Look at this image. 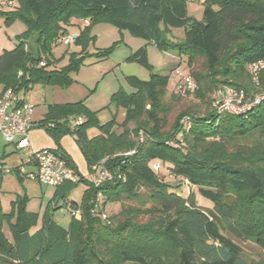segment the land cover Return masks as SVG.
<instances>
[{
	"label": "trees",
	"instance_id": "16d2710c",
	"mask_svg": "<svg viewBox=\"0 0 264 264\" xmlns=\"http://www.w3.org/2000/svg\"><path fill=\"white\" fill-rule=\"evenodd\" d=\"M17 1L15 9L0 11L8 23L21 20L27 26L17 35L16 47L0 53L1 95L10 88L20 95L37 84L71 85V71L86 58L91 27L106 21L163 50L172 47L188 67L202 58L203 72L192 75L197 87L187 91L205 109L189 106L171 123V74L156 72L149 80L129 77L134 90L120 88L112 94V102L125 111L122 122L114 117L102 124L85 100L49 104L37 126L46 129L56 143L54 150L80 176L57 187L53 199L81 209V219L73 216L65 228L54 221L49 206L38 225L39 213L26 208L27 195H18L9 212L0 198V264H264L247 259L233 239L264 249V99L232 113L213 108L209 98L223 84L253 100L264 89V71L260 88L249 74L252 64L264 61V0H203L201 20L188 16L187 0ZM74 18L89 20L75 40L83 51L81 57L73 54L70 65L58 68L53 47L71 34L68 26ZM181 26H187L185 39L170 42L169 32ZM42 60L45 65H39ZM129 60L152 69L146 47ZM179 97L173 92L170 99ZM70 117L83 121L77 124ZM95 127L100 132L90 136ZM67 134L75 137L89 173L97 165L112 178L96 186L83 176L62 149ZM156 165L196 187V194L213 206H199L194 192L184 196L161 178ZM14 172L24 179L19 168ZM3 178L0 170V192ZM82 182L88 186L82 203L68 200ZM101 202H120L122 207L107 221L102 218L105 211L96 208ZM141 216L148 220L141 222ZM5 224L12 240L4 233Z\"/></svg>",
	"mask_w": 264,
	"mask_h": 264
},
{
	"label": "rangeland",
	"instance_id": "374dc122",
	"mask_svg": "<svg viewBox=\"0 0 264 264\" xmlns=\"http://www.w3.org/2000/svg\"><path fill=\"white\" fill-rule=\"evenodd\" d=\"M6 3L11 0H0ZM203 0H187L188 16L191 19L201 20L204 11ZM19 2L16 0V7ZM15 7V8H16ZM10 5L7 7H1L0 11H11ZM7 15H0V52L4 49H14L18 43L17 35L20 33L19 27L15 25V22L21 26L26 27V24L21 20H13L7 22ZM85 20L80 18L73 19V25L68 26L70 33L79 35L81 29L85 28ZM187 26L174 27L168 34L170 42H180L186 37ZM21 34V33H20ZM140 47H146L148 57L152 69H149L137 61L129 60V56L139 49ZM83 51V46L79 45L75 41L69 43L62 40L58 45H54L53 53L56 58V64L58 68L68 66L72 63V58L81 57L79 54ZM102 51H111L106 56H100L98 53ZM76 53V54H74ZM74 54V55H73ZM86 58L80 65L78 70L71 71V77L73 83L67 87L58 85H43L37 84L34 86V92L32 96L37 101L38 112L44 110L51 103H65L76 102L85 100V103L93 111H97L98 118L102 124L110 121L116 117L118 122H122L125 118L124 109L118 107L112 102V94L120 88L128 92L134 90V86L129 80V77H137L141 80H149L152 72L156 73H171L172 83L168 87L167 99L171 100L172 111L170 112L168 119L172 123L178 113L189 106H201L205 109V104H202V100L195 95L194 92L187 90H181L178 88L179 79L175 74L177 68H181L187 74L194 76V72L204 70V60L198 58L193 66L188 67L185 59H181L178 52L170 47L167 50L159 48L155 43L150 42L142 37L133 35L128 30H121L110 22L100 21L95 23L91 27V38L86 47ZM75 59V58H74ZM53 65V66H54ZM264 68L261 69L257 76L249 72L251 80L255 87L260 88V78ZM173 79H175L173 81ZM226 87L232 88L227 84H223L222 87L210 92V104L213 108L222 111H240L242 106L246 104L248 98H250L244 91L245 98L242 95L233 93L230 90H225ZM46 89V90H45ZM222 90V93L220 92ZM237 90V89H235ZM241 92L240 90H238ZM178 93L180 96L178 99H170L171 93ZM47 98V102L41 101L42 97ZM254 98L264 99V89L260 88L258 92L254 94ZM247 108V107H246ZM41 109V110H40ZM42 115V114H41ZM40 116V115H39ZM83 117V116H82ZM85 119V117H84ZM100 131L97 127L90 129V136L98 134ZM176 145V144H175ZM178 145V144H177ZM176 145V146H177ZM186 147V146H180ZM22 154V152L20 151ZM257 157L258 155H254ZM253 157V158H255ZM264 168V163L261 165ZM161 178L174 185L175 189L181 191L184 196H187L189 192L197 193V188L187 183L183 178H176L169 169H159ZM31 170L30 168H28ZM84 176V175H83ZM180 184V185H179ZM86 184L80 183L75 189H73L72 197L77 199L78 203H82L83 194L85 192ZM18 195H27V210L38 212L40 215L38 225L42 224V216L45 211L51 205V197L54 195L53 187L47 186L38 180H33L24 174V179L19 180L15 173L9 174L4 172V178L2 182V188L0 192V198L4 211L9 212L11 210V201ZM71 195V193H70ZM197 203L203 208L213 206V202L201 195L196 194ZM52 200V203H55ZM63 199L58 200V206H53L58 209L50 210L53 214V219L65 228H69L73 220V215L68 207L63 206ZM120 202L107 203L105 206L103 203L97 205L98 210H104L108 215V218L118 213L121 210ZM81 219V216L75 217ZM141 222H145L148 219L146 217H139ZM109 221V220H107ZM4 233L12 240V233L5 224ZM233 237V236H232ZM233 239L242 247L244 255L249 260H264V249L256 245L252 241H241L233 237ZM9 264V263H5ZM133 264V263H128Z\"/></svg>",
	"mask_w": 264,
	"mask_h": 264
},
{
	"label": "built area",
	"instance_id": "2783aa9c",
	"mask_svg": "<svg viewBox=\"0 0 264 264\" xmlns=\"http://www.w3.org/2000/svg\"><path fill=\"white\" fill-rule=\"evenodd\" d=\"M3 2L1 5H5ZM88 24L89 20H85ZM78 36L74 34L68 35L64 38L65 41L73 43ZM45 60H42L39 65H45ZM264 68V61L254 63L250 67V71L253 75L257 76L259 71ZM21 74V72H20ZM175 74L179 79L178 88L182 90H194L197 87V82L191 74H187L177 68ZM225 90H230L238 95L245 96L244 91L235 90L233 88L226 87ZM222 93V90H220ZM223 96V93L221 94ZM245 98V97H244ZM262 99L255 98L254 100L248 98L245 105L242 106L240 111H230L232 113H240L247 111L253 107L257 102ZM35 105L32 102L24 100L13 89L6 90L0 96V132L4 136L8 144L14 145L17 150L21 151L24 158L28 163H33L36 169L30 172H26L24 168L22 171L24 174L33 180H38L41 183L57 188L65 182L79 181L80 176L71 168L66 160L58 154L54 149H34L31 144V131L37 126V122L33 120V111ZM247 107V108H246ZM219 111V110H218ZM225 111V110H222ZM228 111V110H227ZM72 122L80 124L83 118L76 120L74 117H70ZM1 171H8L2 164H0ZM90 180L99 186L104 181L112 178V173L109 170H99L97 165L94 167V172L89 173ZM73 216H81V209H75L72 206H68ZM102 218L108 220V215L102 213Z\"/></svg>",
	"mask_w": 264,
	"mask_h": 264
},
{
	"label": "crops",
	"instance_id": "0c3cea01",
	"mask_svg": "<svg viewBox=\"0 0 264 264\" xmlns=\"http://www.w3.org/2000/svg\"><path fill=\"white\" fill-rule=\"evenodd\" d=\"M3 2H5V1H2V3ZM7 5H10L11 9L15 8L16 7V1L11 0V2L6 3L5 5L0 4V8L3 6L7 7ZM15 25H17V27H19V29L21 30L20 33H23L26 30V27L21 26L18 23V21L15 22ZM20 33H18V35ZM172 77L173 76H171V78H170V83H172ZM174 80L175 79H173V81ZM33 90H34V87L27 92H22L20 94V96L24 100H26L28 102H32L35 105L34 111H33V120L35 122H38L44 118V116L48 110L49 105L44 110L42 109V113H41V111L38 112V108H37L38 103L34 99V97L32 96V93L34 92ZM1 93H2V87H0V96H1ZM41 101L47 102L46 96L42 97ZM51 104H53V103H51ZM71 126L73 127V123H71ZM31 144H32V147L34 149H44V148L56 149L57 148L54 139L49 135V133L46 131V129L44 127H38V126L34 127L31 131ZM61 146H62V149L72 157V159L74 160V162L78 166L80 173L86 177H89L88 164L85 160V157H84L80 147L78 146V144L75 140V137L72 136L71 134H67V135L63 136L61 139ZM0 164H2L8 170V171H3V172H7L9 174L15 173L14 172L15 168H19L21 174H23V175H24V172L22 171L23 168L25 170V173L33 171L36 169V166L33 163H28L26 161V159L24 158L23 154H21L20 151L17 150V148L14 145L8 144L6 142L4 136L1 134V132H0ZM28 168H30L31 170H29ZM87 187L88 186L86 185L85 189H87ZM53 189H54V194H55L56 188H53ZM72 194H73V192H71V195H69L68 200L78 202L77 199L75 200V197H72ZM53 197H54V195L51 197V200H50L51 205L50 206H52V207L58 206L57 200L54 201L55 203H52V200H55V199H53ZM15 198H13L12 201Z\"/></svg>",
	"mask_w": 264,
	"mask_h": 264
}]
</instances>
